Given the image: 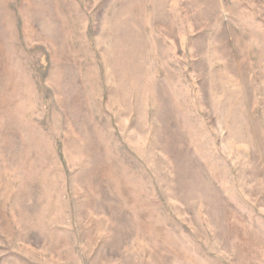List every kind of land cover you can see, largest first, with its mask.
I'll list each match as a JSON object with an SVG mask.
<instances>
[{
    "label": "rangeland",
    "instance_id": "rangeland-1",
    "mask_svg": "<svg viewBox=\"0 0 264 264\" xmlns=\"http://www.w3.org/2000/svg\"><path fill=\"white\" fill-rule=\"evenodd\" d=\"M0 264H264V0H0Z\"/></svg>",
    "mask_w": 264,
    "mask_h": 264
}]
</instances>
